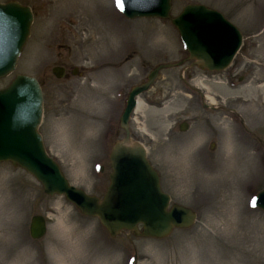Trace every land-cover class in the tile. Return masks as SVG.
<instances>
[{"label": "rangeland", "instance_id": "obj_1", "mask_svg": "<svg viewBox=\"0 0 264 264\" xmlns=\"http://www.w3.org/2000/svg\"><path fill=\"white\" fill-rule=\"evenodd\" d=\"M16 1L34 17L0 89L19 73L41 82L47 152L73 185L102 198L110 151L125 137L119 118L128 93L158 64L188 56L179 31L170 19L127 18L116 0ZM188 3L224 14L243 33V45L222 71L193 60L162 69L138 97L145 105L132 114L130 129L171 203L195 210L196 222L165 238L129 230L112 237L98 217L1 161L0 264H264V210L252 204L264 188V0H172L171 14ZM55 66L65 67L61 77ZM253 173L251 186L237 188V179ZM36 214L47 221L41 239L30 234Z\"/></svg>", "mask_w": 264, "mask_h": 264}, {"label": "water", "instance_id": "obj_2", "mask_svg": "<svg viewBox=\"0 0 264 264\" xmlns=\"http://www.w3.org/2000/svg\"><path fill=\"white\" fill-rule=\"evenodd\" d=\"M123 13L129 18L159 17L171 19L179 29L189 55L174 63H162L135 85L129 93L120 117L125 137L111 153L110 184L101 198L73 185L59 163L48 154L39 126L43 117L44 94L39 80L17 74L0 89V162L10 161L35 176L49 195H64L88 216L98 217L113 237L123 230L137 236L164 238L175 228L191 227L197 213L190 207L173 203L161 187L159 172L147 156V149L132 141L131 114L137 96L149 90L161 76V70L182 65L187 60L209 71L226 69L243 44L241 30L221 12L199 3L187 4L172 16V0H122ZM33 11L16 0L0 1V77L16 68L17 59L31 32ZM57 77L64 69L53 68ZM188 128L184 122L180 129ZM254 204L264 209V189ZM48 226L44 215L31 218L30 234L41 239Z\"/></svg>", "mask_w": 264, "mask_h": 264}, {"label": "bare ground", "instance_id": "obj_3", "mask_svg": "<svg viewBox=\"0 0 264 264\" xmlns=\"http://www.w3.org/2000/svg\"><path fill=\"white\" fill-rule=\"evenodd\" d=\"M263 86H264V84H261V87H263ZM109 88H111V87L109 86ZM144 105H145L144 102L141 101L140 99H138V105H137V108L135 111L137 112V111L143 110ZM262 115L264 116V113ZM251 168H252V170H249V172H253L255 165L253 164ZM254 173H256V171ZM254 173L248 178V180L247 179L241 180L240 178L237 179V184H236L237 188H241V187L246 188L247 186H251L252 182H254V180H255Z\"/></svg>", "mask_w": 264, "mask_h": 264}, {"label": "snow or ice", "instance_id": "obj_4", "mask_svg": "<svg viewBox=\"0 0 264 264\" xmlns=\"http://www.w3.org/2000/svg\"><path fill=\"white\" fill-rule=\"evenodd\" d=\"M117 5H118V7H123V3H122V0H117Z\"/></svg>", "mask_w": 264, "mask_h": 264}, {"label": "flooded vegetation", "instance_id": "obj_5", "mask_svg": "<svg viewBox=\"0 0 264 264\" xmlns=\"http://www.w3.org/2000/svg\"><path fill=\"white\" fill-rule=\"evenodd\" d=\"M63 67H64V66H63ZM64 68H65V67H64ZM64 71H65V69H64ZM75 71H76V70H75ZM200 96H201V97H205V95H204V94H200ZM204 107H205V108H208V106H207V104H206V103L204 104Z\"/></svg>", "mask_w": 264, "mask_h": 264}]
</instances>
